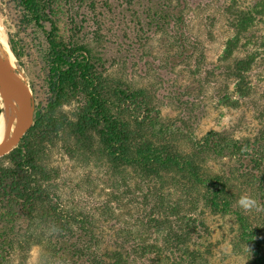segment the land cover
<instances>
[{
    "label": "trees",
    "instance_id": "obj_1",
    "mask_svg": "<svg viewBox=\"0 0 264 264\" xmlns=\"http://www.w3.org/2000/svg\"><path fill=\"white\" fill-rule=\"evenodd\" d=\"M127 4L123 22L134 34L130 44L121 37L118 47L129 53L147 32L172 43L167 96L110 75L78 37L84 7L103 15L96 0H0V15L16 31L8 45L17 60L16 38L33 30L42 36L38 57L47 91L31 128L0 158V264H23L32 247L39 250L37 264H264V109L238 135L199 132L209 108H195L193 90L174 74L189 49L185 0ZM223 14L231 34L218 64L203 68L211 79L229 82L210 105L222 114L248 99L250 72L264 62V0H228ZM126 61L119 64L124 71ZM168 95L172 117L162 111ZM72 104L70 119L58 113ZM63 135L71 159L97 156L110 167L113 198L96 207L67 205L58 170L40 157ZM242 196L260 210L240 206ZM212 219L229 223L219 237Z\"/></svg>",
    "mask_w": 264,
    "mask_h": 264
},
{
    "label": "rangeland",
    "instance_id": "obj_2",
    "mask_svg": "<svg viewBox=\"0 0 264 264\" xmlns=\"http://www.w3.org/2000/svg\"><path fill=\"white\" fill-rule=\"evenodd\" d=\"M96 2V11L101 7L99 12L103 15L95 17L93 13H89L92 11L88 7H84L85 23L83 25L85 29L81 30L78 37L89 44L93 56L105 61L104 67L108 69L110 75L116 77L120 74L123 78L126 77L132 86L153 89L163 97L167 96V86L164 83L167 76L164 66L166 58L174 54L169 39L158 34L148 36V32L147 34L141 33L142 41L130 47L129 53H125L117 44L121 37L130 44L134 34L131 27L123 22L125 13L129 14V11H126L127 0H96ZM185 3L183 37L189 49L182 63L177 61L174 63V74L176 73L178 79L193 90L192 94L189 92V96L194 98L195 108H209L196 129L199 132L224 129L233 135H238V132L246 130L249 121L256 118V114L264 109V62L259 61L252 68L250 72L252 92L240 107L230 111L223 109V114L219 110L210 109L212 101L213 104L215 102L214 95L220 91L219 88L224 87V84H229L220 77L211 79L204 70L218 64L224 43L231 34L223 14V6L228 3V0H185ZM85 6H88V1ZM0 29L7 40L6 45L9 34L15 38L16 31L2 15H0ZM16 39L21 41L19 44L21 57L19 60L14 57V65L23 73L31 89L35 108H42L47 95L43 81L44 73L38 57L44 49L42 36L33 30L27 32V35L21 34ZM238 56L239 53L234 55V57ZM125 58L130 64H128L130 68L127 67V71L119 66L123 64ZM197 62L201 64L199 71L196 66ZM215 82L218 83L215 85ZM169 97L168 95L163 100L162 111L165 116L172 117L176 115V111L166 101ZM76 107L75 104L64 106L58 113L70 119ZM68 145L70 143L66 135H63L62 139L54 140L52 145L40 153L41 159L49 167L58 170L61 192L67 205L96 207L103 200L111 199V190L114 189L116 193L115 188L117 187L110 167L97 156L77 155L71 159L65 152V146ZM124 202L125 199L120 203L121 208ZM127 203L128 201L125 204ZM212 223L216 237L224 234L229 227V223L221 219H212ZM38 258V248L32 247L23 264H37ZM14 261L16 262V257L11 258V262Z\"/></svg>",
    "mask_w": 264,
    "mask_h": 264
},
{
    "label": "water",
    "instance_id": "obj_3",
    "mask_svg": "<svg viewBox=\"0 0 264 264\" xmlns=\"http://www.w3.org/2000/svg\"><path fill=\"white\" fill-rule=\"evenodd\" d=\"M7 42V40H6ZM8 45V43H7ZM9 49V46H8ZM0 47V158L12 152L34 122L35 104L21 71Z\"/></svg>",
    "mask_w": 264,
    "mask_h": 264
},
{
    "label": "clouds",
    "instance_id": "obj_4",
    "mask_svg": "<svg viewBox=\"0 0 264 264\" xmlns=\"http://www.w3.org/2000/svg\"><path fill=\"white\" fill-rule=\"evenodd\" d=\"M239 205L242 206L245 209H249V208H255L257 211L260 210V206L257 205L256 201L248 196H242L239 201H238Z\"/></svg>",
    "mask_w": 264,
    "mask_h": 264
},
{
    "label": "bare ground",
    "instance_id": "obj_5",
    "mask_svg": "<svg viewBox=\"0 0 264 264\" xmlns=\"http://www.w3.org/2000/svg\"><path fill=\"white\" fill-rule=\"evenodd\" d=\"M0 47L2 48L3 51H5V53L7 54L8 58H9L10 64H12L13 60L10 56L11 53L9 52V49H7L6 40H5L4 35L1 32V29H0ZM2 139H3V137L1 135V129H0V142L2 141Z\"/></svg>",
    "mask_w": 264,
    "mask_h": 264
}]
</instances>
